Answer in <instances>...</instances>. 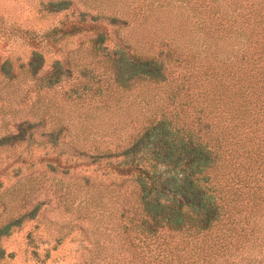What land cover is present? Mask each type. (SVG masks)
I'll return each mask as SVG.
<instances>
[{
    "label": "rangeland",
    "instance_id": "1",
    "mask_svg": "<svg viewBox=\"0 0 264 264\" xmlns=\"http://www.w3.org/2000/svg\"><path fill=\"white\" fill-rule=\"evenodd\" d=\"M201 4L0 0V264L126 262L118 224L136 183L114 175L121 158L92 157L129 148L168 108L170 86L125 82L117 65L173 43L203 55Z\"/></svg>",
    "mask_w": 264,
    "mask_h": 264
},
{
    "label": "trees",
    "instance_id": "2",
    "mask_svg": "<svg viewBox=\"0 0 264 264\" xmlns=\"http://www.w3.org/2000/svg\"><path fill=\"white\" fill-rule=\"evenodd\" d=\"M195 10L203 55L173 43L117 65L125 82L170 86L168 108L129 148L92 157L121 158L114 175L136 183L118 224L122 264H264V0ZM230 40L238 49L218 47Z\"/></svg>",
    "mask_w": 264,
    "mask_h": 264
}]
</instances>
